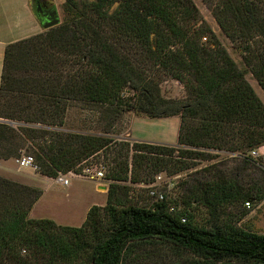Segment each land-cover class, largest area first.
<instances>
[{"label":"trees","instance_id":"trees-1","mask_svg":"<svg viewBox=\"0 0 264 264\" xmlns=\"http://www.w3.org/2000/svg\"><path fill=\"white\" fill-rule=\"evenodd\" d=\"M222 1L215 16L234 43L252 51L246 61L264 90V0ZM63 13L61 24L46 35L6 50L0 104L8 105L0 110L1 160L21 159L27 145L34 149L32 157L43 177L57 180L61 173L79 174L84 164L112 144L109 138L62 130L70 108L80 102L101 107L114 121L126 111L145 112L153 119L181 116L179 145L187 149L181 154L209 161L194 149H218L237 155L242 164L235 179L199 183L201 196L191 191L192 199L212 213L206 227L196 225L187 211L171 212L168 202L150 208L126 206L121 183H151L135 178L129 161L109 176L114 184L107 205L92 207L80 228L30 219L43 191L0 177V264H125L137 248L157 241L197 258L193 264H264V235L239 226L248 213L238 208L235 220L226 222L218 215L227 205L264 201V177L259 181L252 177L250 189L239 180L242 172L258 168V161L264 172V160L249 156L264 147V103L225 50L207 51L200 44L204 32L192 33L190 24L200 19L194 2L65 0ZM177 43L184 49L174 50ZM134 48L176 80L191 73L189 102L159 99L157 85L125 54ZM68 68L74 69L70 75ZM134 98L140 99L139 105H131ZM190 120L198 125L192 126ZM177 151L136 143L129 155L133 153L132 167L144 172L154 168L160 174L171 163L165 157ZM150 156L157 157L155 162ZM180 164L175 167L178 172L191 169Z\"/></svg>","mask_w":264,"mask_h":264},{"label":"rangeland","instance_id":"rangeland-1","mask_svg":"<svg viewBox=\"0 0 264 264\" xmlns=\"http://www.w3.org/2000/svg\"><path fill=\"white\" fill-rule=\"evenodd\" d=\"M31 1V0H30ZM51 1V0H48ZM92 1V0H87ZM200 12V19L196 24H190L192 33L204 32L200 39V44L204 46L207 51L215 52L220 49L225 50L228 55L237 64L238 68L246 73V79L254 88L259 98L264 103V90L251 73V69L247 64L246 59L250 57L252 51H249L244 45L240 43H234L228 35L224 32L220 23L218 22L215 11L218 13L222 0H192ZM63 3L55 4L58 11L61 22L64 18ZM213 2V3H212ZM31 7V2H30ZM117 5L111 10L113 13ZM32 9V8H31ZM187 22H183L186 24ZM49 30H45V35ZM219 43L220 46L217 44ZM178 45L174 50H183V45ZM256 46V44L254 45ZM260 47V45H258ZM256 47V48H259ZM259 54L260 51L254 50ZM125 54L132 59L134 66L137 69H142L153 81L160 90V96L162 100H173L189 102V86L193 83V75L187 73L184 75L185 80H176L172 77V74L167 73L161 65L155 64L151 59L139 48H134ZM148 64V65H146ZM74 69L68 68L69 75L72 74ZM18 76L23 77L24 74L17 73ZM127 101V98L125 99ZM140 99L134 98L131 101V105H139ZM130 102V99H129ZM8 105V102L0 104V110ZM128 110V109H127ZM130 110V109H129ZM133 111V110H132ZM138 113V112H137ZM135 113L128 112L123 114L121 118L114 121L110 118L106 111L101 107L93 104H85L76 102L73 107L70 108L63 131L69 133H75L80 135H94L103 138H109L112 141L110 149L102 152L95 158L91 159L88 163L83 165V169L87 166H96L102 164L107 168V179L103 181L106 185V193L109 192L110 186L114 184L110 177L114 170H120V167H124L130 162V170L134 169L135 178L142 181L151 182L150 185L156 182L157 176H162L163 180L158 186V190L163 192L165 200L161 203L168 202L170 210L172 211H187L194 217V223L200 227L209 226L212 221V213L208 208L204 207L201 202L197 203L191 197V191H195L198 196L201 193L198 191V184L212 181L214 178L223 177L235 179L238 167L242 164L240 158L237 155H233L227 151H219L218 149L199 148L194 149L196 152L205 154L209 161L199 159H189L181 150H187L179 145V137L182 126V117L175 116L169 118L153 119L148 113ZM192 126H197L198 122L190 120ZM13 126H17L13 124ZM40 126V125H38ZM151 144L157 146L168 147L178 150L173 156L165 157L166 161L171 162L168 167L160 174L156 173V170L149 169L148 172L142 171L139 167H132L133 153L129 155L134 144ZM130 145V149L127 147ZM29 146V145H28ZM24 148V149H23ZM21 151L24 156H35L34 149L23 146ZM193 151L192 149H188ZM262 160H264V147L260 149ZM23 157V156H22ZM151 161H154L155 156H150ZM163 158V157H160ZM11 162H4L6 160L0 159V177L7 179L13 183L23 186L34 187L36 189H42L46 192V195L39 205L34 206L30 219L32 220H46L36 219L32 213L37 212L38 217H45L52 215L56 219L67 218L69 220L68 225L74 228H80L83 225L81 220L84 217V212L87 206V200L92 197L95 198L98 205L103 203L106 205L107 196L96 190L98 183H88L85 179H72L73 188L75 193H70L66 186H62L56 181H50L48 178L43 177L34 168L21 169L17 163L18 158L11 159ZM260 160V159H259ZM10 161V160H9ZM155 162V161H154ZM181 162H184V166H191V169L184 172H178L177 169L181 167ZM263 164L261 161H258ZM258 163V168L263 167ZM258 168L250 167L246 172H242V178L239 179L246 189H250L253 186L252 177L255 181L262 180L264 172ZM83 171V170H82ZM80 171V173L82 172ZM78 172V171H77ZM150 174V175H149ZM83 180V181H82ZM253 181V182H255ZM102 183V181H101ZM144 183L134 184L131 181L128 183H121L120 186L125 190L121 191L120 197L124 201L126 206H138L150 208L157 203V201L151 197L150 189ZM104 191V192H105ZM190 205V206H188ZM252 207L248 208L246 203L241 206H224L222 213L224 222L235 220L234 216L237 214V209L240 212L248 213L247 217L239 224L240 228L248 230L252 233L264 235V201H253ZM237 207V208H236ZM41 212L42 214H38ZM44 212V214H43ZM239 212V211H238ZM230 216V218H229ZM50 220V219H47ZM58 224V223H57ZM59 225V224H58ZM26 256V252H23ZM31 259L28 253V261ZM199 262V260L189 253H184L172 245H167L161 241L148 243L135 250V253L131 255L125 262V264H193ZM238 264V263H234Z\"/></svg>","mask_w":264,"mask_h":264},{"label":"crops","instance_id":"crops-1","mask_svg":"<svg viewBox=\"0 0 264 264\" xmlns=\"http://www.w3.org/2000/svg\"><path fill=\"white\" fill-rule=\"evenodd\" d=\"M53 3L60 4L63 3L62 0H51ZM58 12V11H57ZM45 29L42 26V23L35 17L30 7V0H0V88L2 86V75L4 69V60H5V53L9 45L27 40L29 38L35 37L44 33ZM4 161V162H11ZM50 181H57L56 179H50ZM75 180V179H74ZM81 180V179H78ZM83 181V180H82ZM58 182V181H57ZM88 183L94 184L96 182L87 181ZM75 182H71L69 186H67V190L70 193H75V188H73V184ZM60 185V184H58ZM63 186V185H62ZM106 185H96V190L102 193L104 196H107V203H108V193H106L105 189ZM42 190V189H41ZM43 191V197L39 201V205H41L46 192ZM105 191V192H104ZM87 206L84 212V217L81 220L83 224L85 223L88 213L94 206L105 207L106 205L103 203L102 205H98L96 203L95 198L92 197L89 201L87 200ZM34 214V215H33ZM38 214H42L38 212ZM44 214V212H43ZM33 217L36 219H50L55 221L61 226H67L69 220L67 218L64 219H56L52 215L45 216V217H38L37 212L32 213Z\"/></svg>","mask_w":264,"mask_h":264},{"label":"built area","instance_id":"built-area-1","mask_svg":"<svg viewBox=\"0 0 264 264\" xmlns=\"http://www.w3.org/2000/svg\"><path fill=\"white\" fill-rule=\"evenodd\" d=\"M249 156L255 160H259L261 158L260 150H255L249 154ZM20 168H34L37 170L35 166V159L32 156H23L21 159L17 161ZM107 168L102 164H97L96 166H87L81 173L71 172L69 174H59L57 179L58 183L63 186H69L72 179H85L91 182H96L98 184H103V181L107 179ZM156 182L152 185L148 186L150 189L151 197L154 198L157 203H161L165 200V195L163 192L159 191L157 188L160 185V182L163 180L162 176L156 177ZM102 181V183H101ZM246 206L251 208V204L247 203ZM173 212V211H172ZM183 222H186L184 219Z\"/></svg>","mask_w":264,"mask_h":264},{"label":"water","instance_id":"water-1","mask_svg":"<svg viewBox=\"0 0 264 264\" xmlns=\"http://www.w3.org/2000/svg\"><path fill=\"white\" fill-rule=\"evenodd\" d=\"M40 11V10H39ZM37 12L38 17L40 19V12ZM61 24V19L57 11L53 10L50 13L44 15V21L42 22V26L45 30H50L55 28Z\"/></svg>","mask_w":264,"mask_h":264},{"label":"flooded vegetation","instance_id":"flooded-vegetation-1","mask_svg":"<svg viewBox=\"0 0 264 264\" xmlns=\"http://www.w3.org/2000/svg\"><path fill=\"white\" fill-rule=\"evenodd\" d=\"M31 5L36 11L40 12V22L44 21V15L53 11V8L48 0H31Z\"/></svg>","mask_w":264,"mask_h":264}]
</instances>
